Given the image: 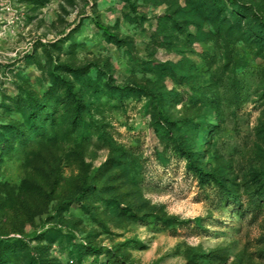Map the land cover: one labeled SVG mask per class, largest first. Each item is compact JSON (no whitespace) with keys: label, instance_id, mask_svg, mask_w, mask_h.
Listing matches in <instances>:
<instances>
[{"label":"rangeland","instance_id":"374dc122","mask_svg":"<svg viewBox=\"0 0 264 264\" xmlns=\"http://www.w3.org/2000/svg\"><path fill=\"white\" fill-rule=\"evenodd\" d=\"M218 4L0 0V264H264V0Z\"/></svg>","mask_w":264,"mask_h":264},{"label":"trees","instance_id":"16d2710c","mask_svg":"<svg viewBox=\"0 0 264 264\" xmlns=\"http://www.w3.org/2000/svg\"><path fill=\"white\" fill-rule=\"evenodd\" d=\"M213 2H214V7L216 8L217 11H220V10L223 11L224 10V7L219 6L218 0H213ZM26 125L31 126L32 131H35V132L38 131V128H40V126H39L38 117L35 113H30L28 120L26 122ZM22 128H24V126ZM19 132L22 134L24 131H19ZM178 153L180 155L183 154L184 156H187L186 154H184L183 149H181V148L178 149ZM187 168L190 170H193L195 172L194 176H196V178L198 180H200V181L202 180L201 176H200V174H201L200 169L198 167L194 166V164H192V161H190L189 159H188ZM232 199L234 200L235 198H232ZM235 202H237V201L235 200ZM259 210L254 208V209H252V212H255L254 215H256L259 213Z\"/></svg>","mask_w":264,"mask_h":264}]
</instances>
